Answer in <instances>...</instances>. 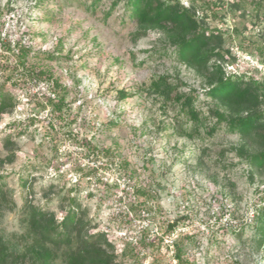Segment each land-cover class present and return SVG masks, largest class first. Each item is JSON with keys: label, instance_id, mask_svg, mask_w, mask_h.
<instances>
[{"label": "rangeland", "instance_id": "1", "mask_svg": "<svg viewBox=\"0 0 264 264\" xmlns=\"http://www.w3.org/2000/svg\"><path fill=\"white\" fill-rule=\"evenodd\" d=\"M178 1L197 25L220 30L209 45L220 57L209 59L208 72L178 61L174 34L132 21L125 0L105 20L111 0L94 11L90 0H0V85L16 63L3 43L41 54L61 45L59 62L28 61L65 87L71 108L59 120L49 105L38 106L49 95L47 82L7 85L10 106L0 114L5 239L25 232L24 204L59 221L75 201L82 236L104 235L113 264H177L181 241L190 264H264L257 218L264 169L248 161L264 150V127L245 136L228 127L231 119L264 113V95L257 107L206 95L215 64L225 76L264 84L257 50H264V0ZM161 76L174 90L171 100L152 87ZM121 91L132 96L119 99ZM182 95L193 98L196 122L173 101Z\"/></svg>", "mask_w": 264, "mask_h": 264}, {"label": "trees", "instance_id": "2", "mask_svg": "<svg viewBox=\"0 0 264 264\" xmlns=\"http://www.w3.org/2000/svg\"><path fill=\"white\" fill-rule=\"evenodd\" d=\"M102 0H90L89 9L94 11ZM110 8L103 18L107 19L113 10L123 0H111ZM260 6V3H255ZM125 8L130 19L139 25L150 28H165L168 33H173L177 38L173 45V51L178 61L193 66L197 71H207V62L211 57L219 59L218 52H209V45L220 36V30L205 29L197 25L194 16L188 8L182 6L178 0H125ZM6 51L13 52L16 63L8 66L4 82L0 85V114L10 106V96L7 93V85L11 82L15 87H25V78L35 83L47 82L49 95L43 93L44 101L38 102V106L44 109L46 105L51 107L52 115L59 120L65 114L70 113L71 108L66 102L67 91L53 74L39 66L29 63V59L38 61L59 62L62 51L61 45L56 52L41 54L35 53L29 46L20 42L11 46L10 43L2 44ZM263 54L264 50L257 48ZM16 51V52H15ZM211 78L206 95L212 99L231 102L237 106L257 107L259 97L264 95V84L256 80L248 83L242 81L244 76H225L220 64H215L211 70ZM167 77H159L152 87L160 91L165 100H171L172 86L167 82ZM132 94L119 92V99H127ZM173 101L180 104L181 114L191 121H197V113L193 106L191 96H174ZM264 113H248L246 116L228 121L231 131L243 136L251 131H257L264 127L262 120ZM217 118L224 117L217 113ZM184 135H188L184 131ZM264 139V136H263ZM88 151L95 156L96 148L88 142ZM250 165L264 169V150L248 158ZM1 192V190H0ZM140 195L149 197L142 190H137ZM1 204V200H0ZM77 206L72 201V206L65 212L61 220L56 221L54 216L42 209L24 204L21 210L22 222L25 232L11 241L0 234V264H113L112 256L107 253L104 246L107 242L104 235L93 234L82 236L83 226L79 224ZM258 214L264 223V212ZM174 223L168 224V229L173 230ZM264 226V224H263ZM191 240L190 237H185ZM108 245V244H107ZM185 242L176 245L174 259L177 264H190L188 258H184Z\"/></svg>", "mask_w": 264, "mask_h": 264}, {"label": "built area", "instance_id": "3", "mask_svg": "<svg viewBox=\"0 0 264 264\" xmlns=\"http://www.w3.org/2000/svg\"><path fill=\"white\" fill-rule=\"evenodd\" d=\"M172 237H173V235L171 236V238H172ZM165 242H166V243H169V242L171 243L172 241H166V240H165ZM170 248L172 249L171 246H170ZM143 254H144V252L141 253V255H143Z\"/></svg>", "mask_w": 264, "mask_h": 264}]
</instances>
